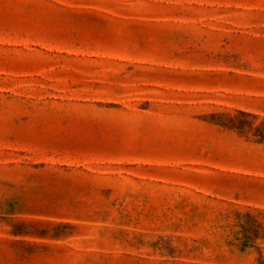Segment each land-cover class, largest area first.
Here are the masks:
<instances>
[{
	"label": "rangeland",
	"instance_id": "rangeland-1",
	"mask_svg": "<svg viewBox=\"0 0 264 264\" xmlns=\"http://www.w3.org/2000/svg\"><path fill=\"white\" fill-rule=\"evenodd\" d=\"M0 264H264V0H0Z\"/></svg>",
	"mask_w": 264,
	"mask_h": 264
}]
</instances>
